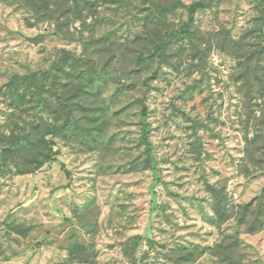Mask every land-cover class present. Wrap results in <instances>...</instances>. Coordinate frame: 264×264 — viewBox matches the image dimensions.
<instances>
[{"label": "rangeland", "instance_id": "1", "mask_svg": "<svg viewBox=\"0 0 264 264\" xmlns=\"http://www.w3.org/2000/svg\"><path fill=\"white\" fill-rule=\"evenodd\" d=\"M255 68L264 0H0V264H264Z\"/></svg>", "mask_w": 264, "mask_h": 264}, {"label": "trees", "instance_id": "2", "mask_svg": "<svg viewBox=\"0 0 264 264\" xmlns=\"http://www.w3.org/2000/svg\"><path fill=\"white\" fill-rule=\"evenodd\" d=\"M197 6L198 7H203L204 5L202 3H197ZM193 9H191L192 11ZM261 59L262 55H259L257 56ZM263 58V57H262ZM259 60V59H258ZM246 70L244 73H242V78L243 79V82H244V85L246 87V93H247V96H251V94H253V88H254V85L255 84H258L259 83V87L257 88L256 90V93L260 94V93H264V81H263V78H264V73L260 72L259 69L255 68L252 72ZM262 82V83H261ZM254 117H257L254 115ZM259 117H264V110L262 109L261 110V114ZM258 132H261V131H257L255 132V135L254 137L251 139V144L254 145V147L256 148L255 152L259 153V155H262V153L264 154V134L261 136L260 133ZM261 138L262 140V143L258 144L257 143V139ZM51 146L53 145V143L51 142L50 143ZM50 158V157H48ZM251 159L253 160V162H255V160L257 162H260V161H263V159L260 157V156H257L256 158L254 157L253 153H252V157Z\"/></svg>", "mask_w": 264, "mask_h": 264}]
</instances>
